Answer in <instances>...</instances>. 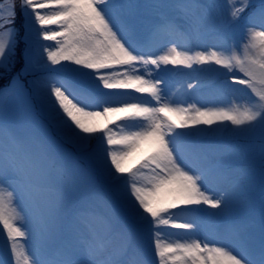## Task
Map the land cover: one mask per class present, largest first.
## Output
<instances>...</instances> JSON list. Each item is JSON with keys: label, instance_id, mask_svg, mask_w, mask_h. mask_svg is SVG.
<instances>
[{"label": "rangeland", "instance_id": "374dc122", "mask_svg": "<svg viewBox=\"0 0 264 264\" xmlns=\"http://www.w3.org/2000/svg\"><path fill=\"white\" fill-rule=\"evenodd\" d=\"M0 264H264V0H0Z\"/></svg>", "mask_w": 264, "mask_h": 264}, {"label": "bare ground", "instance_id": "6f19581e", "mask_svg": "<svg viewBox=\"0 0 264 264\" xmlns=\"http://www.w3.org/2000/svg\"><path fill=\"white\" fill-rule=\"evenodd\" d=\"M53 18L57 19L58 16L56 15H52ZM157 26L159 27V29H161V31L164 30V28H170V25H166L165 23H158ZM169 37H165L163 38V43L160 46H157L156 48L153 49V54H154V59L157 60V65H161V63L163 62V60H166L167 58H169V52L171 50V48L176 46V41L172 42V43H168L166 44L165 41L168 40ZM143 86H146L149 88L150 92H152L153 94L155 93V91L153 90L152 87H149L148 84H144ZM143 136H147L149 134H151L152 132L149 130H143L142 131ZM64 135L67 138H72L71 133L65 132ZM128 137L126 135H122L121 137H119L118 139H116V141H121L122 143H126L127 142ZM133 149V148H132ZM149 152H151L152 154L155 155V153L161 151V145L159 144V142L157 140H153L152 141V145L148 150ZM129 152H131V149L129 150ZM119 152L117 153V150L114 153H106L103 157L102 160L105 161L108 164H111L115 161L116 157H118ZM124 159V157H123ZM123 161V160H122ZM119 167V164L117 165V169ZM159 190H163V188L161 186H158ZM184 248H185V244L183 243Z\"/></svg>", "mask_w": 264, "mask_h": 264}, {"label": "trees", "instance_id": "16d2710c", "mask_svg": "<svg viewBox=\"0 0 264 264\" xmlns=\"http://www.w3.org/2000/svg\"><path fill=\"white\" fill-rule=\"evenodd\" d=\"M12 41V40H11ZM15 47H16V43H15V41H12L11 42V48H13L14 50H15ZM17 49V48H16Z\"/></svg>", "mask_w": 264, "mask_h": 264}]
</instances>
